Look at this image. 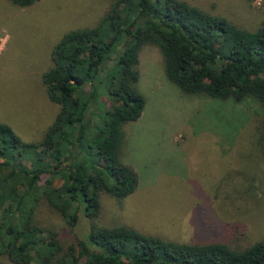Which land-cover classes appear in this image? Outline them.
<instances>
[{
    "label": "trees",
    "instance_id": "obj_1",
    "mask_svg": "<svg viewBox=\"0 0 264 264\" xmlns=\"http://www.w3.org/2000/svg\"><path fill=\"white\" fill-rule=\"evenodd\" d=\"M8 1L27 8L40 0ZM144 46L158 50L181 94L253 100L264 110V18L247 30L182 0H112L95 26L64 33L52 48L41 83L59 110L42 139L23 142L0 123V264H264V241L232 249L99 223L102 194L120 201L138 186L122 154L125 126L145 105ZM45 208L71 233L81 213L88 232L63 240Z\"/></svg>",
    "mask_w": 264,
    "mask_h": 264
},
{
    "label": "rangeland",
    "instance_id": "obj_2",
    "mask_svg": "<svg viewBox=\"0 0 264 264\" xmlns=\"http://www.w3.org/2000/svg\"><path fill=\"white\" fill-rule=\"evenodd\" d=\"M111 1L40 0L19 8L0 0V123L21 141L39 142L59 110L41 83L51 66L52 48L64 33L95 26ZM182 1L247 30H255L264 18V0ZM142 60L149 64L148 79L164 77L157 52H144ZM140 88L144 115L125 126L122 154V161L137 173L138 186L120 201L102 194L99 223L127 225L181 243H225L232 249L264 241L260 105L188 97L173 87L176 93L157 99L163 101L160 108L149 109L158 93ZM41 214L57 225L63 240L88 232L81 213L72 233L47 208Z\"/></svg>",
    "mask_w": 264,
    "mask_h": 264
},
{
    "label": "crops",
    "instance_id": "obj_3",
    "mask_svg": "<svg viewBox=\"0 0 264 264\" xmlns=\"http://www.w3.org/2000/svg\"><path fill=\"white\" fill-rule=\"evenodd\" d=\"M144 48H148V49L144 50ZM148 50H150L151 52H157L158 53V50L155 47H153V46H144L141 49L140 55H139V66H138V70H139V74H140L138 84L142 88L148 86L149 88H151V90H153V92L158 93V94H156L155 96L152 97L153 98V102H151V105L148 107L149 109H155V108H160L161 104L163 103V101H159L157 99L162 100L163 93H166V94L176 93V90L174 89L176 87L173 84H171L165 78V76L160 78V79H158V80H156V81H152V80H150V79H148L146 77V71H147V67L149 66V64L148 63L145 64L146 62L145 63L143 62L142 55L144 54V52H147ZM158 55H159V53H158ZM149 84H151V86H149ZM140 87H139V89L141 90ZM179 94H181V93L179 92ZM158 95H160V97H158ZM181 95H183V94H181ZM145 105H144L143 111L145 109ZM143 111L141 113V116L139 117L140 119L143 118V115H144Z\"/></svg>",
    "mask_w": 264,
    "mask_h": 264
}]
</instances>
